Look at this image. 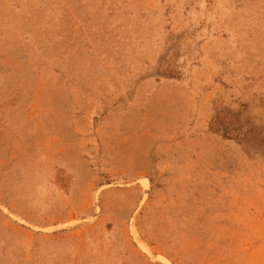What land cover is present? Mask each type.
Returning <instances> with one entry per match:
<instances>
[{"label":"rangeland","instance_id":"374dc122","mask_svg":"<svg viewBox=\"0 0 264 264\" xmlns=\"http://www.w3.org/2000/svg\"><path fill=\"white\" fill-rule=\"evenodd\" d=\"M0 264H264V0H0Z\"/></svg>","mask_w":264,"mask_h":264}]
</instances>
